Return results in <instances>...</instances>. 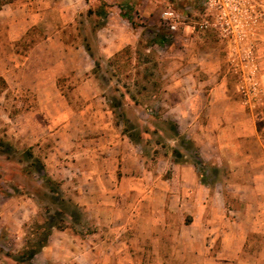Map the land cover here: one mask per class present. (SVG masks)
<instances>
[{
  "label": "crops",
  "instance_id": "obj_1",
  "mask_svg": "<svg viewBox=\"0 0 264 264\" xmlns=\"http://www.w3.org/2000/svg\"><path fill=\"white\" fill-rule=\"evenodd\" d=\"M75 1L76 6L82 2ZM35 17L22 5H0L2 78L29 96L46 99L44 108L35 112L61 114L60 126L50 134L59 132L62 137L70 121L76 122L72 133L84 135L78 138L83 145L81 158L89 163L79 172L86 183L79 186L84 187L82 191L106 193L102 181L106 177L109 192L120 197L106 202L119 215L109 219L105 247L99 228L86 235L68 227L51 228L29 264H264V112L232 100L222 82L204 92L194 89V101L188 106L174 103L166 108L175 118L179 114L176 130L181 134L185 130L183 137L194 143V158L201 171L190 159L175 162L171 153L175 137L164 144L155 141L148 149L125 134L117 135L104 120L84 115L110 112L105 104H93L96 98L105 100L95 89L96 78L90 75L95 53L82 36L67 45L48 13L42 12L38 18L42 36L17 58L12 44L33 26ZM110 30L103 26L94 32L98 39L94 47L105 57L130 42L117 46L110 35L108 39L102 36ZM6 50L12 56L5 55ZM69 74L79 79L78 93L90 100L78 110L68 106L57 85L60 77ZM52 97L63 100L56 106ZM201 97L203 105L198 106ZM144 111L148 114L150 108L145 106ZM62 113L66 114L63 119ZM185 113L194 117L187 120ZM200 113L203 116L196 120ZM90 130L95 136H87ZM143 137L151 139L147 133ZM60 163L67 175L70 161L61 159ZM45 167L48 172L57 170L48 162ZM93 206L102 208L101 202ZM11 210L5 221L0 215V264H14L7 254L24 246L21 227L37 207L31 201H13ZM120 215H124L122 223H118Z\"/></svg>",
  "mask_w": 264,
  "mask_h": 264
},
{
  "label": "rangeland",
  "instance_id": "obj_2",
  "mask_svg": "<svg viewBox=\"0 0 264 264\" xmlns=\"http://www.w3.org/2000/svg\"><path fill=\"white\" fill-rule=\"evenodd\" d=\"M81 1L77 6L75 0H0V3L22 5L28 14L36 16L33 26L12 44L18 59L42 36L38 21L42 12L48 13L54 25L61 29L67 45L75 44L81 36L88 40L95 53L90 75L96 78L97 92L105 96V100L96 98L93 104L100 107L105 104L110 112L85 113L86 117L104 120L117 135L139 134L137 143L151 149V143L164 144L174 137L172 126L177 142L185 134L183 129L182 134L176 130L179 114L175 118V113L166 107L174 103L188 106L194 101L191 97L194 89L204 92L216 82L224 83L232 100L263 114L264 0ZM166 10L174 11L176 18L162 19L161 14ZM173 20L175 29L170 30L167 24ZM103 26L109 27L111 33L102 36L108 39L110 35L117 46L130 41L109 57L100 55L94 47L98 40L94 32ZM2 31L1 24L0 34ZM156 39L161 43H156ZM9 48L13 52L11 45ZM6 51L5 55L10 54ZM2 53L0 49V202L3 205L0 215L4 221L11 216L13 201L35 203L36 213L21 227L24 246L40 239L42 226L49 218L57 226L52 228L68 227L83 235L99 228L105 247L110 233L109 219L119 215L106 202L120 195L109 192L111 184L106 177L102 180L106 193L82 191L84 187L79 186L86 183L79 172L82 165H89L81 158L83 145H79L78 138L84 135L74 136L76 122L72 120L62 137L59 132L50 134L49 131L60 126L61 114L35 112L44 108L46 99L29 96L3 80ZM78 80L69 74L57 81L64 100L76 110L90 103L75 89ZM50 100L57 106L63 98ZM196 104L203 105V98L197 99ZM145 106L150 108L148 114ZM160 108L165 111L160 112ZM184 116L187 120L194 117L190 113ZM201 116L202 113L197 114L196 120ZM143 133L151 139L143 137ZM95 134L90 130L87 136ZM190 142L192 151L196 147ZM61 159L70 161L67 175L59 168L64 164L60 163ZM45 162L57 170L46 171ZM38 163L43 165L44 176L37 170ZM98 202L102 204L100 210L93 206ZM123 216L120 215L118 223L124 221ZM24 246L8 255L11 263L29 264L17 260ZM104 255L101 254L102 259Z\"/></svg>",
  "mask_w": 264,
  "mask_h": 264
},
{
  "label": "trees",
  "instance_id": "obj_3",
  "mask_svg": "<svg viewBox=\"0 0 264 264\" xmlns=\"http://www.w3.org/2000/svg\"><path fill=\"white\" fill-rule=\"evenodd\" d=\"M2 4H3V2L0 3V5H2ZM156 43H158V44L161 43V40L156 39ZM86 51H88V53H90V55H91V50L87 46H86ZM94 65H96L95 62H94ZM172 127H173L172 133H173V136L175 137V135H176L175 127L174 126H172ZM127 137L133 143H137V141L139 140V134H128ZM189 144H191L190 140H188L187 138L181 137L180 140L175 145V147H172V149H171L173 160L175 162H179V161H186L187 159H190V160H192L194 165H196L197 167L200 168L201 164H200L199 160L194 158V156L196 155V153H195L196 149H193L192 151H190L189 150ZM37 170L41 172L42 176H44L42 164L38 163V169ZM200 171H201V168H200ZM45 223H46V225L42 226L44 229V232H43L42 236L40 237V239L36 240L35 242H32L30 245L26 244L24 246V249L17 256V260H19L20 262L29 263V260L31 259V257L45 244L47 235L50 233V229L52 227L57 228V226H55L54 223H52V220L49 218H46ZM7 255H9V254H7Z\"/></svg>",
  "mask_w": 264,
  "mask_h": 264
},
{
  "label": "built area",
  "instance_id": "obj_4",
  "mask_svg": "<svg viewBox=\"0 0 264 264\" xmlns=\"http://www.w3.org/2000/svg\"><path fill=\"white\" fill-rule=\"evenodd\" d=\"M161 17H162V19H164V20H169L170 18L175 19V18H176V14H175L174 11L166 10V11H163V12H162ZM167 23H168V22H167ZM167 27H168L170 30L175 29V20L169 22V23L167 24Z\"/></svg>",
  "mask_w": 264,
  "mask_h": 264
}]
</instances>
